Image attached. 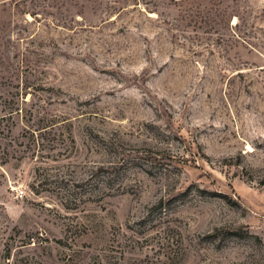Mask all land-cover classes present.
<instances>
[{"label":"rangeland","instance_id":"rangeland-1","mask_svg":"<svg viewBox=\"0 0 264 264\" xmlns=\"http://www.w3.org/2000/svg\"><path fill=\"white\" fill-rule=\"evenodd\" d=\"M0 264H264V0H0Z\"/></svg>","mask_w":264,"mask_h":264}]
</instances>
